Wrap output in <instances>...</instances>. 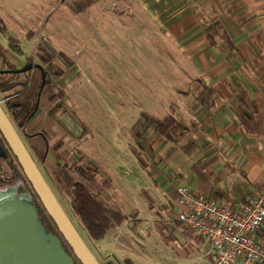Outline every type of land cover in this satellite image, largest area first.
I'll return each instance as SVG.
<instances>
[{"label":"crops","instance_id":"crops-1","mask_svg":"<svg viewBox=\"0 0 264 264\" xmlns=\"http://www.w3.org/2000/svg\"><path fill=\"white\" fill-rule=\"evenodd\" d=\"M123 4L125 8L120 13H133L131 5H139L145 14L157 19V24L165 18L164 29H158L161 34L164 30L168 46L182 59L173 73L172 99L166 107L169 113L170 105H176L174 115L187 129L192 146L187 151L180 150L152 131L143 139L133 135L143 114L156 119L165 116L152 115L161 106L157 102L164 92L160 80L158 92L149 95L155 98V104L142 111L131 128L127 148L132 158L127 159L122 171L124 181L117 180L115 165L112 172L105 170L78 150L87 136L86 130L68 114L72 103L68 101V83L63 77L70 68L62 79L39 94L38 108L25 127L28 134L38 135L20 136L32 156L34 150L45 154L43 166L34 160L46 178L57 172L56 157L69 167L78 163L94 166L97 172L90 178V190L97 193L105 189L104 201L129 217L128 228L135 236H140L142 230L146 237L153 232L165 241L167 248L161 251L159 264H206L209 244L176 220V188L186 186L218 204L229 203L239 210L264 187V0H123ZM214 18L234 49L219 39L217 46L209 45L204 27ZM32 74L30 89L22 97L29 101L35 100L40 85V72L36 69ZM60 84L65 86L63 108L48 115L50 99L61 91ZM200 85L211 92L194 107ZM186 143L183 141L182 145ZM117 181L122 183L124 192L117 188ZM137 181L143 196L147 190L153 193L151 198L145 196L150 201L149 220L138 218L137 209L128 198ZM117 235L113 236L114 241L118 240ZM255 239L264 243V223Z\"/></svg>","mask_w":264,"mask_h":264},{"label":"rangeland","instance_id":"rangeland-1","mask_svg":"<svg viewBox=\"0 0 264 264\" xmlns=\"http://www.w3.org/2000/svg\"><path fill=\"white\" fill-rule=\"evenodd\" d=\"M81 1L0 0V51L6 61H0V69L34 65L37 45L55 57L53 61L62 71L70 68L62 76L63 81L67 79L68 101L72 103L68 114L87 136L78 150L105 170L112 172L115 165L117 180L124 181L122 171L127 159L132 158L127 148L131 128L140 113L155 104V98L149 95L158 92L160 80L164 92L157 102L161 106L152 115L160 118L168 113L170 83L182 59L168 46L164 30L161 34L158 29H164L165 18L157 24V19L145 14L139 5H131L133 13H120L125 8L123 0H96L86 13L73 14L70 6ZM4 170L3 174L7 173L5 166ZM46 177L61 208L99 264L123 263L126 259L133 264H159L162 250L167 248L165 241L153 232L146 237L142 230L135 236L128 228L130 221L100 241L90 240L71 215L67 200ZM119 181L117 188L124 192ZM140 191L137 181L128 198L138 218L149 220L147 198L153 193L147 190L146 198ZM116 233L119 242L112 239Z\"/></svg>","mask_w":264,"mask_h":264},{"label":"trees","instance_id":"trees-1","mask_svg":"<svg viewBox=\"0 0 264 264\" xmlns=\"http://www.w3.org/2000/svg\"><path fill=\"white\" fill-rule=\"evenodd\" d=\"M95 1L96 0H83L80 5L72 4L70 6V11L73 14L83 13L89 9ZM246 22L247 21L244 23ZM204 33L210 46H217L219 44L217 39H219L221 42L229 45L231 49H234L232 42L229 40L217 18H214L209 24L205 25ZM59 56L63 60H68L67 57L62 56L61 54H59ZM54 58L55 57L47 52L46 49L37 45L35 51L36 63L33 65L31 70L25 73L17 74L10 72L14 70L12 67H8L4 70L0 69L1 101L3 102V108L6 114L13 126L16 128L19 136L21 134L24 138H32L38 135L28 134L25 131V127L38 108L37 101L39 94L48 86L53 84V82L59 81L64 75V71H62L53 61ZM0 61L3 63L6 62L1 51ZM34 68L38 69L40 72V85L35 102L32 104L29 100L22 99V97L30 89ZM60 87L61 91L50 99L51 109L48 112V115H54L63 108V100L66 97L64 91L65 86L64 84H60ZM210 92V90L200 85L196 96L194 97L197 102L194 107H196V105L198 107L204 101L206 94L208 95ZM175 110L176 105H170V112L161 119L152 118L143 114L141 119L133 128L134 137L143 139L148 131H152L153 133L158 134L160 137H163L167 141L173 143L176 148L187 151L193 143L187 138V129L175 117ZM183 141H187V143L182 145ZM0 143L5 147V143L1 137ZM57 144L58 143L54 146L57 147ZM8 153L9 158L7 160L1 159V161L6 165L7 175L0 173V188L18 185L19 192L27 190L31 191L30 185L24 177L16 158L11 155L10 152ZM33 156L32 158H35L39 164L42 166L44 165L45 154L34 150ZM56 165L57 172L53 173L49 179L55 186L59 195L62 196L63 199L67 200L71 215L85 231L90 240H102L110 231L120 227L129 219L128 216L115 211L104 201L102 195L105 189H101L97 193L90 190V178L97 172V169L94 166L91 164L82 165L81 163H78L69 167L58 157H56ZM32 198L33 202L37 205L40 219L48 231L59 235L54 223L46 215L44 209L39 203L38 198L35 195H33ZM62 245L66 251L72 255L71 249L63 241V239ZM122 262L123 263L107 262L106 264H133L128 259ZM75 264L80 263L75 260Z\"/></svg>","mask_w":264,"mask_h":264},{"label":"water","instance_id":"water-1","mask_svg":"<svg viewBox=\"0 0 264 264\" xmlns=\"http://www.w3.org/2000/svg\"><path fill=\"white\" fill-rule=\"evenodd\" d=\"M33 65L27 63L12 73H25ZM0 101V159L13 155L31 191L19 192L18 185L0 188V264H99L75 226L61 208L54 192L42 175L6 114ZM33 195L54 223L59 235L48 231L40 219ZM72 255L62 245V239Z\"/></svg>","mask_w":264,"mask_h":264},{"label":"built area","instance_id":"built-area-1","mask_svg":"<svg viewBox=\"0 0 264 264\" xmlns=\"http://www.w3.org/2000/svg\"><path fill=\"white\" fill-rule=\"evenodd\" d=\"M4 166L0 159L1 174ZM176 204V220L209 244L206 264H264V243L255 239L264 223V187L239 210L186 186L176 188Z\"/></svg>","mask_w":264,"mask_h":264}]
</instances>
